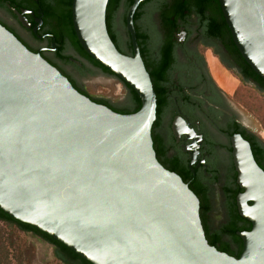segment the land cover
Here are the masks:
<instances>
[{
  "label": "water",
  "instance_id": "1",
  "mask_svg": "<svg viewBox=\"0 0 264 264\" xmlns=\"http://www.w3.org/2000/svg\"><path fill=\"white\" fill-rule=\"evenodd\" d=\"M126 14L132 55L120 52L105 23L108 0H72L74 34L84 52L130 87L140 100L119 113L77 91L38 52L0 25V210L33 226L91 264H264V171L249 142L229 136L238 214L237 258L210 245L199 200L155 156L153 85ZM232 42L264 80V0H217ZM54 46V45H53ZM129 106L109 77L87 84ZM242 109V108H241ZM251 130L256 121L243 109ZM250 202V204L248 203Z\"/></svg>",
  "mask_w": 264,
  "mask_h": 264
},
{
  "label": "flooded vegetation",
  "instance_id": "2",
  "mask_svg": "<svg viewBox=\"0 0 264 264\" xmlns=\"http://www.w3.org/2000/svg\"><path fill=\"white\" fill-rule=\"evenodd\" d=\"M132 1L113 0L105 12L107 32L125 55L133 54L126 27ZM44 7L40 0H0V25L30 51L38 52L77 91L91 100L107 99L89 93L88 82L106 76L117 86L121 81L93 66L69 45L58 53L52 34L43 28ZM132 23L139 55L160 92L156 135L163 151L157 160L165 168L175 161L187 185L200 183L207 189L211 205L208 222L217 229L227 222L221 188L231 183L233 173L236 183L229 136L242 130L254 135L262 146L264 140L249 128L241 107L215 77L224 73L243 86L264 91L246 73L217 0H143L133 13ZM107 107L130 110L110 100Z\"/></svg>",
  "mask_w": 264,
  "mask_h": 264
},
{
  "label": "trees",
  "instance_id": "3",
  "mask_svg": "<svg viewBox=\"0 0 264 264\" xmlns=\"http://www.w3.org/2000/svg\"><path fill=\"white\" fill-rule=\"evenodd\" d=\"M113 0H108L107 4H109ZM210 2L214 0H208ZM71 2L72 0H40L41 5H44L43 9V19L44 25L43 28L52 34L54 39L56 51L59 53L61 52L65 46L69 45L76 49L82 56L89 59L93 66L99 68L104 73L112 74L108 69L100 65L98 62L93 60L89 55H87L84 50L79 45L77 38L74 34L72 21H71ZM107 9V5H106ZM106 12V11H105ZM105 21H106V14H105ZM106 23V22H105ZM52 41V39H49ZM120 51V50H119ZM242 64L245 67L246 73L254 78L258 83L261 85V89L264 91V80L256 75L253 70L240 58ZM150 75V79L153 85V89L155 92L156 97V119L154 120L152 127H151V138L153 143V149L155 150L156 157L159 160L158 153H162L163 149L159 148L158 145L160 144V138L156 135V126H157V116H159L160 112V92L158 91L156 84L154 83L153 75ZM121 83L125 86L128 90L130 104V110L127 112L124 111H116L119 113H132L139 109L140 107V100L135 94V92L125 85L122 81ZM96 100V101H95ZM93 101L103 104L107 106L109 100L107 99H95ZM110 108V107H109ZM111 109V108H110ZM240 134L245 138L250 145L254 160L259 165V167L264 171V146L258 141L255 140L256 137L251 134H246L242 130H237ZM160 161V160H159ZM165 167V166H164ZM167 169L174 171L181 175V179L184 182H187V179L182 175L176 168V162H172L169 166H166ZM188 173V177H189ZM235 173L232 175V180L230 184H226L221 188L223 194V205L226 211V218L227 222L221 225L219 228H212L208 222V212L211 208L207 189L201 185L200 183H189L188 187L194 192L199 200V216L202 223V227L204 230L205 238L207 242L214 246L217 250L223 251L235 258H237L242 250V241L237 235L236 232L242 230H249L250 229V222L245 218L241 217L236 209L235 206V197L237 193L241 192L242 189L238 187L235 183ZM0 223H4L6 226L14 225L20 231L23 232H30L34 235L39 236L43 240L47 241L54 247V257L61 262L62 264H91L85 259L79 257L73 251L68 249L63 244L59 243L58 241L54 240L47 234L38 231L33 226L28 225L26 223H22L17 221L3 211L0 210ZM10 243L8 240L0 237V264H12V258L10 257Z\"/></svg>",
  "mask_w": 264,
  "mask_h": 264
},
{
  "label": "rangeland",
  "instance_id": "4",
  "mask_svg": "<svg viewBox=\"0 0 264 264\" xmlns=\"http://www.w3.org/2000/svg\"><path fill=\"white\" fill-rule=\"evenodd\" d=\"M210 57L208 55L207 59ZM228 83L226 92L229 96H233V101L256 121L259 127V137L264 140V93H259L248 85L243 86L234 79ZM86 89L94 96L110 99L103 95L109 92V88L97 85L96 91H93L87 85ZM113 93L115 96H125L126 90L122 84H119L118 89ZM118 99L119 97H116L112 102L116 103ZM0 237L10 243L9 253L12 264H62L54 257V247L37 235L20 231L14 225L6 226L0 223Z\"/></svg>",
  "mask_w": 264,
  "mask_h": 264
},
{
  "label": "bare ground",
  "instance_id": "5",
  "mask_svg": "<svg viewBox=\"0 0 264 264\" xmlns=\"http://www.w3.org/2000/svg\"><path fill=\"white\" fill-rule=\"evenodd\" d=\"M218 81V83L224 88L226 89V85L228 86V82H232V79L230 77H227L226 74L224 73H220V74H217L216 77H215ZM227 79V81H226ZM116 87H118L116 84H114Z\"/></svg>",
  "mask_w": 264,
  "mask_h": 264
}]
</instances>
